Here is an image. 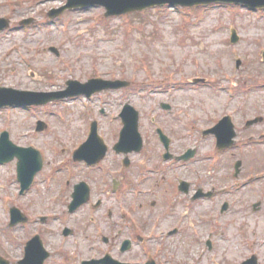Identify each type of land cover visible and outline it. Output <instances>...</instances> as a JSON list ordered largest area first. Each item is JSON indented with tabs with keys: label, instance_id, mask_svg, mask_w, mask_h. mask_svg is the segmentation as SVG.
<instances>
[{
	"label": "rangeland",
	"instance_id": "obj_1",
	"mask_svg": "<svg viewBox=\"0 0 264 264\" xmlns=\"http://www.w3.org/2000/svg\"><path fill=\"white\" fill-rule=\"evenodd\" d=\"M66 3L0 0V18L10 23L0 33V87L52 93L66 90L68 81L95 78L127 82L129 87L103 92L91 101L77 98L0 110V136L5 131L14 144L40 149L45 163L34 188L23 196L16 161L0 166V256L18 264L26 242L40 235L51 254L46 264H82L107 254L123 264L150 259L157 264H240L254 255L264 264V137H259L264 134V10L223 4L188 10L165 6L107 18L103 7L94 6L49 18ZM26 20L31 24L22 26ZM235 34L238 42L233 44ZM126 103L140 113L147 152L155 147L150 118L156 117L157 126L176 138L177 152L195 150L186 165L194 171L192 177L218 189L227 186L231 195L201 203L193 222L184 220L179 237L167 243L135 241L130 252L121 253L129 236L124 227L130 220L121 219L129 207L127 197L119 199L118 209L107 203L116 210L113 221L98 219L99 213L90 214L87 208L70 214L66 203L80 179L74 154L89 137V120L101 117V136L113 140L116 133L108 122ZM162 103L172 107L171 113ZM224 116L236 126L237 143L249 146L219 153L216 138L204 136ZM259 117L258 124L246 128ZM39 121L47 129L38 134ZM114 163L111 156L105 164L115 168ZM223 202L231 206L225 215L220 214ZM13 207L26 216V224L10 227ZM149 210L160 212L159 207ZM65 228L76 232L64 237ZM209 239L212 249L206 247Z\"/></svg>",
	"mask_w": 264,
	"mask_h": 264
},
{
	"label": "flooded vegetation",
	"instance_id": "obj_2",
	"mask_svg": "<svg viewBox=\"0 0 264 264\" xmlns=\"http://www.w3.org/2000/svg\"><path fill=\"white\" fill-rule=\"evenodd\" d=\"M128 87L123 90L128 89ZM110 92L113 91L104 93ZM99 95H92V98H90L94 99ZM100 114L106 117L105 110H102ZM100 118L99 116L92 117L89 120L86 128L88 135H90L91 128L96 123L101 136ZM108 123L110 126H114L116 134H114L113 140H109L107 136L105 138L101 136L107 150L105 157L95 164H88L86 161L79 163L81 170L78 183L84 184V196L87 200L73 214L87 208L90 214L97 215L99 213L98 219L104 217L109 221H113L116 217L115 209H118L119 199L127 197L129 202L128 215L123 214L121 219L126 222L130 220L127 227H124V230L128 229L130 234L128 233L129 236L122 242L121 253L130 252L133 245H136L135 241L144 244L147 241L152 243L158 239L167 243L179 237L182 231L184 232V220L188 219L189 223H192V219L195 217L194 210L201 203L214 201L220 196L231 195V191H227V186L223 185L221 189H218L214 185H205L204 182H199L198 179L196 180L195 177H192L194 171H187L188 167L186 166L191 160L184 162L181 159L182 152H177L174 148L176 138L172 133L167 132L166 128L158 127L157 124L160 123L157 122L155 117L150 118L151 128L153 129L152 135L155 141L153 145L155 147H150L151 149L148 152L145 137H143L144 146L139 152L118 151L116 145L119 142L123 128L122 119L116 117V120L111 123L110 118ZM108 136L110 135L108 134ZM234 149L236 151L239 150V148ZM230 151L231 149H228L224 153ZM111 156L115 158V168L105 164ZM235 177H237L236 173ZM33 188L34 186L31 190ZM182 199H185V201L180 202ZM109 201L112 202L115 209L107 208ZM72 202L71 195L66 203L68 209ZM222 204L220 206V214L225 215L230 211L231 206L228 202H223ZM156 207H159L160 212L152 213L149 210L150 208L153 211ZM253 208L255 209L256 205ZM140 213L143 214L145 221L141 220ZM91 220L95 224L98 222L93 216H91ZM114 225L119 226V223ZM137 231L138 233H136ZM75 232L76 229H73V235ZM143 233L146 236H141ZM209 234H213L212 238L215 236L213 231L209 232ZM210 239L206 242L207 249H212V241ZM102 242L108 245L110 240L104 237ZM150 260L146 263H157L154 259Z\"/></svg>",
	"mask_w": 264,
	"mask_h": 264
},
{
	"label": "water",
	"instance_id": "obj_3",
	"mask_svg": "<svg viewBox=\"0 0 264 264\" xmlns=\"http://www.w3.org/2000/svg\"><path fill=\"white\" fill-rule=\"evenodd\" d=\"M235 3L244 4L250 8H264V0H68V4L58 11H52L50 14L51 18H55L62 14L66 10H72L77 8H87L93 6H103L106 8V17L120 16L128 13L139 12L145 9L156 7V6H182V7H193L198 5H208L212 3ZM9 26L8 21L0 20V31L4 30ZM233 43L238 41L236 34L233 37ZM57 55L58 51L53 48L51 49ZM70 89L67 93L50 95V94H33L15 91L11 89L0 88V107L8 105H43L47 104L52 100L59 98H64L67 96H72L76 94H87L91 95L95 91H101L109 88H117L118 83L104 82L101 80H93L88 84L81 85L78 82H69ZM131 110L125 111L124 121L126 128L122 133L123 140L138 139L139 135L137 132L138 126V113ZM44 125L39 123L38 130H44ZM230 136L228 139L234 137L232 127L229 129ZM129 135V137H128ZM221 144L224 146V138L220 136ZM19 159L18 163V179L22 184V189L26 190L30 187L33 182L34 176L42 169V158L37 151L32 149H20L16 147L9 140V135L5 133L2 136L0 142V163L9 162L14 160V158ZM239 166V165H238ZM20 222H25V218L21 216L18 210H12V226L17 225ZM48 253L44 250L42 242L39 238L34 239L28 244L26 260L22 264H44V261L48 258ZM0 264H9L0 258ZM86 264H101V263H86ZM104 264H118V263H104ZM252 264V263H251Z\"/></svg>",
	"mask_w": 264,
	"mask_h": 264
}]
</instances>
